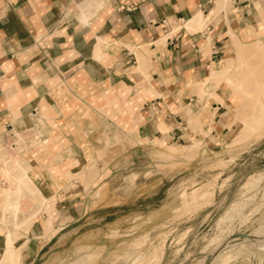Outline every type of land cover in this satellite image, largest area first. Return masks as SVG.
Wrapping results in <instances>:
<instances>
[{
  "label": "crops",
  "instance_id": "0c3cea01",
  "mask_svg": "<svg viewBox=\"0 0 264 264\" xmlns=\"http://www.w3.org/2000/svg\"><path fill=\"white\" fill-rule=\"evenodd\" d=\"M215 1L0 0V150L7 135L42 133L26 140V163H18L55 211L49 238L41 217L25 234L4 231L3 200L13 192L8 168H0V264H8V237L16 264H34L84 244L103 221L102 209L119 206L112 170L100 168L96 187L75 186L77 168L88 172L99 163L92 131L123 127L144 145L199 137L200 124L211 131L223 108L214 99L224 102L221 84L202 100L196 88L223 61L229 31L252 38L264 14L241 6L249 0H225V10L211 14ZM199 15V26L186 30ZM259 27L261 36L262 20Z\"/></svg>",
  "mask_w": 264,
  "mask_h": 264
},
{
  "label": "rangeland",
  "instance_id": "374dc122",
  "mask_svg": "<svg viewBox=\"0 0 264 264\" xmlns=\"http://www.w3.org/2000/svg\"><path fill=\"white\" fill-rule=\"evenodd\" d=\"M216 1L218 12L225 10V0ZM251 1L241 6L258 14V7L264 11V0ZM254 30L256 34L245 40L239 30L229 31L230 47L223 61L196 88L202 100L203 94L214 96L221 84L224 102L214 99L223 108L211 131L200 124L199 137L145 145L123 127L91 132L99 163L88 172L84 164L77 168L80 173L73 178L75 186L82 190L96 187L101 182L100 168L112 170L116 177L109 185L118 196L119 206L102 209L99 217L103 221L95 225L97 230L93 229L84 244L55 249L48 256L51 262L41 255L34 264H205L214 251L218 258L210 264H264V250L254 249L249 240L264 241V14L255 20ZM39 136L42 133L37 129L7 135L0 150V168L25 162L21 156L24 143ZM9 170L6 183L13 195L8 193L3 205L13 212L2 207L7 211L1 219L4 231L12 228L25 234L26 227L41 217L45 220L44 238H49L53 234V203L39 194L31 177L19 178L20 170ZM54 181L58 189L62 181ZM238 235L249 239H235L230 246L229 241ZM12 245L4 257L8 264H16L18 257Z\"/></svg>",
  "mask_w": 264,
  "mask_h": 264
},
{
  "label": "bare ground",
  "instance_id": "6f19581e",
  "mask_svg": "<svg viewBox=\"0 0 264 264\" xmlns=\"http://www.w3.org/2000/svg\"><path fill=\"white\" fill-rule=\"evenodd\" d=\"M219 8H220V5H219V3L217 2V1H215V4H214V7L212 8V10H211V14H216V13H218V10H219ZM217 15V14H216ZM214 17V16H213ZM199 22H200V15H199V17L197 18V19H195V20H192V21H190V22H188L187 24H186V26L185 27H187L186 28V30H188L189 31V28H191V27H198L199 26ZM191 30H193L192 28L190 29V31ZM196 30H197V28H196ZM227 67V66H226ZM216 72V71H215ZM211 73H212V71H211ZM217 74V73H216ZM216 76V75H215ZM8 160V159H7ZM10 160H8L7 161V163L9 162ZM6 162V161H5ZM11 163V162H10ZM13 164V163H12ZM9 165V164H8ZM22 165H16L15 164V166H14V164L13 165H9L7 168H8V170L10 169L11 170V168H12V171L14 172V170H15V168H17L15 171H18V170H20L19 172H18V176H19V178L20 177H23V176H29L28 174L29 173H27V170H29V168L28 167H21ZM6 167V166H5ZM13 168H14V170H13ZM9 170V171H10ZM11 171V172H12ZM8 172V171H7ZM12 172V173H13ZM11 173V174H12ZM16 174H17V172H16ZM8 175V174H7ZM17 176V175H16ZM21 179H19V181H20ZM18 182V181H17ZM21 182V181H20ZM20 185H18V187H19ZM25 186H28V184L27 185H25ZM22 187V186H21ZM20 187V188H21ZM23 190H24V188H23ZM20 191V190H19ZM22 191V190H21ZM21 191H20V193H21ZM32 195H35L36 194V191L34 190V189H29L28 190ZM27 193V192H26ZM26 193H24V194H26ZM8 201V199L6 200H4V202L6 203ZM5 207V206H4ZM6 207H8V206H6ZM5 207V208H6ZM10 208L8 207V210H9ZM8 212H10V210L8 211ZM11 212H13V211H11ZM10 212V213H11ZM12 215V214H11ZM17 226V225H16ZM235 239H245L244 241H248V239H249V237L248 236H244V237H239V235L238 236H234L230 241H229V245L231 246L232 245V243H235V242H233V241H236ZM9 239L7 238V241L6 242H8V244L6 245V248H8L10 245H11V243H9V242H11L10 240L8 241ZM249 240H251L250 242H252L253 243V246L252 247H258V248H261V249H263L264 250V241H262L261 239H259V238H253V239H249ZM140 241V240H139ZM142 241V240H141ZM138 244H140V243H138L137 242V246H139ZM249 245H250V243H249ZM246 246H244V248H245ZM254 247V249H256L257 250V248H255ZM248 248H249V246H248ZM247 248V249H248ZM251 248V247H250ZM240 249H242L241 247H240ZM253 250V249H252ZM258 250H260V249H258ZM262 251V250H261ZM216 253H215V251L214 252H212V254H210L209 255V257H210V262H209V264L214 260V258H215V260L218 258V255L216 256L215 255ZM263 254H264V251H263ZM260 259V258H259Z\"/></svg>",
  "mask_w": 264,
  "mask_h": 264
},
{
  "label": "water",
  "instance_id": "95a60500",
  "mask_svg": "<svg viewBox=\"0 0 264 264\" xmlns=\"http://www.w3.org/2000/svg\"><path fill=\"white\" fill-rule=\"evenodd\" d=\"M239 237H244L243 235H239ZM210 262V257L208 256L206 259H205V264H209Z\"/></svg>",
  "mask_w": 264,
  "mask_h": 264
},
{
  "label": "snow or ice",
  "instance_id": "6c2138e0",
  "mask_svg": "<svg viewBox=\"0 0 264 264\" xmlns=\"http://www.w3.org/2000/svg\"><path fill=\"white\" fill-rule=\"evenodd\" d=\"M82 23H83V21H82Z\"/></svg>",
  "mask_w": 264,
  "mask_h": 264
}]
</instances>
